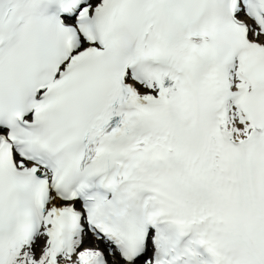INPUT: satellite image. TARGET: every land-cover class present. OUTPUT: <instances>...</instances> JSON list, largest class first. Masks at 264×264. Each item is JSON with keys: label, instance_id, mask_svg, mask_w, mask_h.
Masks as SVG:
<instances>
[{"label": "snow or ice", "instance_id": "obj_1", "mask_svg": "<svg viewBox=\"0 0 264 264\" xmlns=\"http://www.w3.org/2000/svg\"><path fill=\"white\" fill-rule=\"evenodd\" d=\"M0 264H264V0H0Z\"/></svg>", "mask_w": 264, "mask_h": 264}]
</instances>
